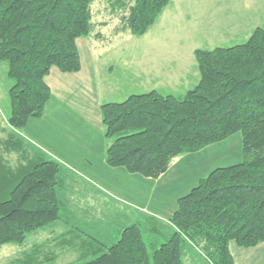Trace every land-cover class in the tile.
Listing matches in <instances>:
<instances>
[{
  "label": "trees",
  "instance_id": "1",
  "mask_svg": "<svg viewBox=\"0 0 264 264\" xmlns=\"http://www.w3.org/2000/svg\"><path fill=\"white\" fill-rule=\"evenodd\" d=\"M99 0H0V59L14 79L9 123L23 129L42 116L52 95L46 75L82 67L79 36L145 33L170 0H106L112 18L95 19ZM123 33V34H122ZM200 81L184 95L155 89L101 105L106 161L157 177L185 152L242 133L243 159L218 166L178 198L172 235L150 247L139 223L126 225L105 244L95 236L64 233L53 243H35L25 264H54L66 246L79 249L74 264H185V239L214 264H236L230 240L251 246L264 240V28L241 43L196 48ZM0 138V245L22 242L30 231L61 218L59 163L14 135ZM17 151L9 166L6 153ZM85 232V231H83ZM81 235V236H79Z\"/></svg>",
  "mask_w": 264,
  "mask_h": 264
},
{
  "label": "crops",
  "instance_id": "2",
  "mask_svg": "<svg viewBox=\"0 0 264 264\" xmlns=\"http://www.w3.org/2000/svg\"><path fill=\"white\" fill-rule=\"evenodd\" d=\"M257 3L251 12V0H170L141 35L125 34L114 45L109 36H79L82 67L63 71L52 66L46 75L52 95L45 112L29 118L23 129L8 121L9 89L14 79L8 74V61L0 59V138L14 135L60 165L57 192L62 216L45 226L57 225V230L48 232L61 233L49 244L64 233L83 231L109 232L94 236L111 244L126 225L134 222L139 223L142 232L144 228L160 232L165 241L175 231L170 218L178 207V198L215 167L243 159L242 136L235 132L180 154L157 177L110 165L105 157L101 105L152 89L184 95L201 78L196 48L230 46L218 44L233 45L236 43L232 40L240 37L246 41L257 26L264 28V0ZM155 24L159 26L158 34L143 38ZM217 36L219 43L215 41ZM5 157L9 166L16 167L20 161L15 150ZM104 214L112 217L109 227ZM160 243L153 241L149 246ZM229 248L236 264H264V240L243 246L232 239ZM182 251L185 264H214L189 239L184 240ZM80 254L76 261L66 264L79 262Z\"/></svg>",
  "mask_w": 264,
  "mask_h": 264
},
{
  "label": "rangeland",
  "instance_id": "3",
  "mask_svg": "<svg viewBox=\"0 0 264 264\" xmlns=\"http://www.w3.org/2000/svg\"><path fill=\"white\" fill-rule=\"evenodd\" d=\"M257 2L258 0H251V9H250L251 12H254L256 10L257 4H258ZM107 5L108 3L106 2V0H99L95 3L94 5V11H95L94 18L95 19L99 20L103 18H112L115 21L116 18H114V15L117 12L115 11L114 14L110 13L109 10H106L105 6ZM261 22L264 24V17L262 18ZM113 23L114 22H110L108 25H105L103 27V30L109 33V37H110L109 39L112 41L111 45H114L116 42H118L117 39H119L121 35V34L113 33V30H112ZM158 31H159V26L158 24H155L150 29V32L148 33V35L147 36L145 35L146 37L144 36L143 38L156 36L158 34L157 33ZM219 40H220V37L217 36L215 41L219 43ZM244 40L245 39L243 37H240V38L232 40V43L242 42ZM213 45L215 46V44H210V46L214 47ZM218 45H231V44L226 43V44H218ZM237 133L242 136V133L240 131ZM32 149L37 150L35 148H32ZM103 220L108 222L107 227H109L112 221V217L110 216V214H104ZM77 223L82 226H86L85 222L78 221ZM53 228L57 230L58 226L57 225L44 226L39 229L28 232L26 234L25 239L22 242H16V243L11 242V243H5L3 245H0V264H25L23 262L26 260V256L24 255L25 254L24 252L27 250L28 251L32 250V246L34 245V243L49 244L50 239H52V237L61 233V232H48V230L50 231ZM79 233H81L84 237L91 238V236H94V234L102 237L104 236L103 233L106 234L109 232H86L85 231V232H79ZM143 236L146 242L148 243V245H151L153 241H156V242L158 241V243H160L161 241H163L162 239H164V238H161L160 232L149 231L147 228L143 229ZM104 240L107 243H111L110 240H108V238L106 237ZM74 246L76 245L75 244L71 245V247H74ZM71 247L66 246V248H69V249L65 251L62 250V253H59L57 258L54 259L55 260L54 264H66V262H69V261H76V258L78 254L80 253V251L79 249H75ZM82 260L83 259H80V261Z\"/></svg>",
  "mask_w": 264,
  "mask_h": 264
}]
</instances>
